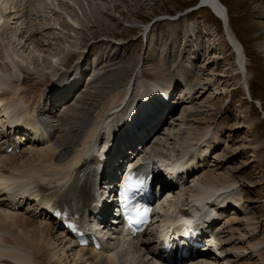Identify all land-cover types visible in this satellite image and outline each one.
Wrapping results in <instances>:
<instances>
[{"label":"rangeland","instance_id":"obj_1","mask_svg":"<svg viewBox=\"0 0 264 264\" xmlns=\"http://www.w3.org/2000/svg\"><path fill=\"white\" fill-rule=\"evenodd\" d=\"M45 1L46 8L40 7L41 12L45 8L44 16L34 17L28 12L29 1L0 0L3 24L0 80H4L0 84L5 91H19L21 83H18L30 72L28 79L31 81L21 87L34 91L36 96L65 66L71 67L75 61L83 59L80 64L89 70L85 80L56 112L63 115L61 124L65 130L70 127L66 117L69 108L76 106L87 90H98L105 75L116 73L114 64L119 63L126 69L127 77L123 82L131 80L135 87L156 81L164 85L170 83L158 76L164 56L162 50L167 44L166 48L180 56L179 60L185 63L189 73L198 69L192 79V84L201 81L196 87L195 109L204 117L213 115L212 131L217 132L221 140L219 147L214 149L217 153L212 155L211 162L215 165L218 157L224 155L222 158H230L237 167V186L246 194L243 203L254 214L256 237L264 240V120L261 107L256 103L260 101L264 110V0H222L230 22L228 25L224 21L225 28L210 9L197 7L198 0H163L159 5L151 0H66V5L60 0ZM11 2L17 3L18 7L10 8ZM171 25L175 32L170 30ZM232 30L242 41L243 51L247 54L245 74L239 72L238 54L228 42L226 31L233 35ZM32 33L30 42L28 38ZM59 35L63 38H58ZM172 40L176 42V48L170 44ZM155 46L157 51L145 62L146 52ZM53 47L64 49V53L55 52ZM244 78L248 80L247 87ZM177 87L178 94L173 99L176 110L167 114L163 127L151 136L155 137L153 144L155 141L162 144L155 145L151 156L164 163L169 161L167 155L176 152L181 141L189 136L187 129L194 126L193 119L197 115L195 109L191 116L188 114L192 93L185 84ZM215 171L220 175L224 169L215 167ZM170 198L167 219L177 214L181 204L180 196ZM243 217L241 215L239 227L245 231ZM260 247L264 248V243ZM120 248L124 249L121 254L125 257L117 258L118 264H129L130 261L133 264L138 250L126 243ZM153 257L148 254L150 264H166ZM251 261L262 264L258 256Z\"/></svg>","mask_w":264,"mask_h":264},{"label":"bare ground","instance_id":"obj_2","mask_svg":"<svg viewBox=\"0 0 264 264\" xmlns=\"http://www.w3.org/2000/svg\"><path fill=\"white\" fill-rule=\"evenodd\" d=\"M27 1H29L30 5H28L30 15L34 17L44 16V10L47 5L45 0ZM151 1L159 5V1L163 0ZM60 2L66 5V0H60ZM16 4L11 2L10 8L13 7L15 9L18 7V4ZM40 7H45L43 12H41ZM208 8L219 16V19L229 25L228 10L225 9L226 7L222 0H211ZM34 11L39 14H35ZM168 19L170 20L171 18ZM2 29L3 24L0 19V36H2ZM170 30L175 32V27L171 25ZM147 31L148 29H146ZM33 34L28 38L30 42ZM226 35L230 43H233L232 45L238 54L237 68L239 72L241 71L245 74L247 71V54L243 51L242 41L235 35L234 31L233 35L229 34L228 31ZM57 37L63 38L60 35ZM170 44L174 46L173 48H176L174 40ZM170 44L168 45L170 46ZM166 45L162 50L164 51V56H162V64L158 76L165 81H169L171 83L170 86L185 84L189 93H192V96L190 94L191 97H189L190 107L188 110H190L189 112L187 111L191 116L192 111L195 109L194 101L197 98L195 97L197 94L196 87L201 85V81L192 84V79L198 69L195 73V70L189 73L185 63L179 60L180 56L176 52L167 49ZM53 48L55 52L61 53L63 51L62 53H64L62 48ZM156 51V46L150 48L143 60L148 62ZM73 55L66 59L68 60ZM114 65L117 67L114 70L116 73L112 72L105 75V79L98 86V90H87L79 103L69 108L70 112L66 117L68 116L70 127L65 130H63V125L61 124V122L63 123L62 114H57L51 109L48 111L45 107L40 106L44 100L45 91L39 92L34 96L36 94L34 91L31 92L25 89V86L22 88V84H28L31 81L28 79L31 77L30 72H28L29 76L27 75V78H23L18 83V85L21 83L22 86H18L19 89L16 88L19 91L15 90L16 92L7 93L5 87L0 84V126L2 127L0 129V264H118L117 258L125 257V255L121 254L124 249L120 250V247L125 244L124 242L116 246L113 244L114 251L110 253L104 251L105 249L98 251L92 247L78 248L76 241L52 217L49 211L50 205L46 199L33 191L37 188L43 196L51 195V197L56 196L59 199L72 194L80 186L83 179L82 174L89 171L93 151L87 153V148L94 136L97 135L98 138L96 140L99 139L100 141L111 137V135H115V139H117L119 136L115 131L118 130V133L122 135L131 119V117L119 118L127 113V110L137 109V105L144 107L143 101L134 102V85L130 82L131 80L127 83L123 82V78L127 77L126 69H123L119 63ZM80 66L77 64L75 69L80 68ZM143 66H145L144 63ZM81 79L83 81L85 77ZM243 83H245L246 87L248 86L246 78H244ZM145 90L146 88H143V91ZM178 90L176 86L173 92L174 96L178 94ZM71 93L73 92L70 91L64 96L61 107L65 105L64 102ZM159 97L162 98L161 95ZM10 110H21L23 112L33 110L34 112H39L47 122L48 129H51L52 135H48L42 128L26 125L27 127H25L28 131L34 132V135L28 138L27 144L24 145H28V148L24 149L21 154L15 151L6 152L9 144L23 142L22 139L24 138L22 132L19 131L21 129L18 128L16 130L14 125H10L8 130L3 128L8 124L4 115L9 114ZM194 111L197 112L196 118L193 119L195 127L187 129L189 136L184 141H181L179 148L176 149V152L182 149L185 150L186 156H181L178 159L177 167L175 166L173 172L175 173L180 168L187 169L179 175L181 182L165 186L167 191L160 197V201L166 203L164 212H167L166 209L171 207L169 198L173 195L180 196L181 204L179 208L183 211L194 207L195 203L203 201L202 204H204L211 201L213 203L209 205L213 206L214 209L213 215H211L213 219L219 217L226 221L222 224L223 226L217 223L219 220H216L215 224L213 223L212 227L215 231L212 234L216 242L212 243L213 246L210 249L195 253L189 260H185L180 264H253L251 260L255 256H258L262 260V264H264V248L260 247L264 240L258 239V236L256 237L254 214L243 203L246 200V194L239 191V186H237L239 182L235 176L237 167L233 166L230 158H222L224 155H218L217 162L215 165L212 164L211 157L217 153L214 152V149L221 144L217 132L212 131L213 115L204 117L201 113H198L197 109ZM169 112L164 110L159 122L166 121ZM31 118V116H24L21 124L35 122ZM58 121H60V124L58 123L59 126L57 125ZM111 122L117 123L115 126H118V128L114 127L111 130ZM103 130L109 132L107 137L103 136ZM40 131H44L45 135L38 133ZM130 137L124 135L119 139L122 144L130 145L132 149H135L124 152L122 155L124 158H128L130 153H135L137 150L136 143L130 144L128 142ZM154 139L155 137H150L149 141H143L146 142V145L142 147V155L137 151L138 153H135L136 156L150 158L151 153L154 152L155 145L161 144L158 141L153 144ZM107 146L109 145L107 144L105 149ZM176 152L173 151L167 156L174 158ZM193 152L196 156L193 159L187 158L190 155L192 156ZM25 154H28V156L26 157ZM24 156L26 158H23ZM86 156L87 158L85 159ZM130 158L128 161H131ZM82 161L84 162L81 164ZM214 166L221 168L222 171L224 169L223 173L218 175ZM15 177H18V180ZM19 178L33 181L35 186L19 191L14 186L15 181H20ZM210 190H213L214 193L208 196H205L206 194L203 196L199 195L201 191ZM33 202H35L34 209H32ZM204 207L206 206L204 205ZM241 215L244 216L245 231H242L239 227ZM105 222L107 221L102 223ZM97 227V231L105 237L107 225L97 224ZM248 234L249 237H247ZM151 238L149 234L148 237L143 235L132 239L133 241L130 242L131 247L138 250L137 256H134L133 264L151 263V259L148 258V254L153 253V248L151 247L154 241ZM213 249L215 252L211 253ZM153 254L154 257L160 258L156 252ZM129 264H132L131 261Z\"/></svg>","mask_w":264,"mask_h":264},{"label":"snow or ice","instance_id":"obj_3","mask_svg":"<svg viewBox=\"0 0 264 264\" xmlns=\"http://www.w3.org/2000/svg\"><path fill=\"white\" fill-rule=\"evenodd\" d=\"M134 174H130L125 182V186H124V192H125V200L128 199L127 193L129 191V189L133 188V187H139L140 185L143 184V180L140 179H133ZM137 211H139V209H136ZM148 209H144V212L147 213ZM129 220H131V217H129Z\"/></svg>","mask_w":264,"mask_h":264},{"label":"water","instance_id":"obj_4","mask_svg":"<svg viewBox=\"0 0 264 264\" xmlns=\"http://www.w3.org/2000/svg\"><path fill=\"white\" fill-rule=\"evenodd\" d=\"M200 3L203 4V5H210L211 3V0H200ZM262 116L264 117V113L262 112Z\"/></svg>","mask_w":264,"mask_h":264}]
</instances>
